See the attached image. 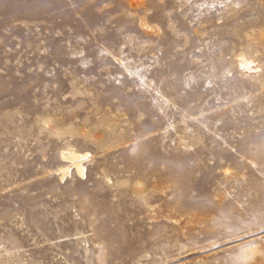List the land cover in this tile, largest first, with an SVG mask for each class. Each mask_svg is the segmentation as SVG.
<instances>
[{"label":"rangeland","instance_id":"374dc122","mask_svg":"<svg viewBox=\"0 0 264 264\" xmlns=\"http://www.w3.org/2000/svg\"><path fill=\"white\" fill-rule=\"evenodd\" d=\"M0 264H264V0H0Z\"/></svg>","mask_w":264,"mask_h":264},{"label":"bare ground","instance_id":"6f19581e","mask_svg":"<svg viewBox=\"0 0 264 264\" xmlns=\"http://www.w3.org/2000/svg\"><path fill=\"white\" fill-rule=\"evenodd\" d=\"M68 155V154H67ZM64 158L65 159H68V160H71V161H73L74 162V164H75V167H76V169H77V172L80 174V175H84L85 173H84V171H85V168L81 165V163H80V161H81V159H82V156L81 155H78V154H76V153H73V152H71L70 154H69V156L68 157H65L64 156ZM67 171V170H66ZM69 172V171H68ZM65 173V172H64ZM65 174H67V173H65Z\"/></svg>","mask_w":264,"mask_h":264}]
</instances>
